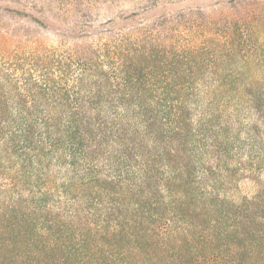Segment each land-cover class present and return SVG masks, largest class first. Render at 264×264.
I'll return each instance as SVG.
<instances>
[{"label": "trees", "instance_id": "16d2710c", "mask_svg": "<svg viewBox=\"0 0 264 264\" xmlns=\"http://www.w3.org/2000/svg\"><path fill=\"white\" fill-rule=\"evenodd\" d=\"M133 1L0 0V264H264V202L225 199L193 108L264 46V0Z\"/></svg>", "mask_w": 264, "mask_h": 264}, {"label": "rangeland", "instance_id": "374dc122", "mask_svg": "<svg viewBox=\"0 0 264 264\" xmlns=\"http://www.w3.org/2000/svg\"><path fill=\"white\" fill-rule=\"evenodd\" d=\"M226 1L229 0L224 1L222 8L227 7ZM134 3L133 0H120L116 6H104L99 14L101 19L114 18L119 12L127 14L135 8ZM21 20L16 27L20 33L27 30L29 35H40L45 41L57 39L32 23L22 25ZM249 59L236 66L228 65L225 72L208 74L200 80L193 105L194 121L200 133L198 141L201 138L208 151L213 152L221 146L228 153L220 166L223 168L227 164L228 168L236 166L238 169L233 183L228 185L230 192L225 199L242 202L255 196L264 202V146L252 143L250 136V128L260 120L252 109L253 103L264 105V46ZM224 174L229 177V172ZM224 193L222 191L221 195Z\"/></svg>", "mask_w": 264, "mask_h": 264}]
</instances>
